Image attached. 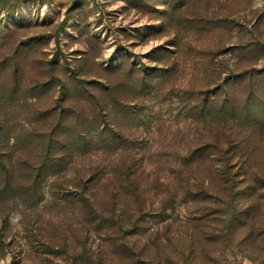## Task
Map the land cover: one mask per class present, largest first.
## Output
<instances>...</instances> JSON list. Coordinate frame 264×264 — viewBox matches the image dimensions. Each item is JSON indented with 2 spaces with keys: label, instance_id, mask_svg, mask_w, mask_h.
Listing matches in <instances>:
<instances>
[{
  "label": "rangeland",
  "instance_id": "374dc122",
  "mask_svg": "<svg viewBox=\"0 0 264 264\" xmlns=\"http://www.w3.org/2000/svg\"><path fill=\"white\" fill-rule=\"evenodd\" d=\"M0 264H264V0H0Z\"/></svg>",
  "mask_w": 264,
  "mask_h": 264
},
{
  "label": "trees",
  "instance_id": "16d2710c",
  "mask_svg": "<svg viewBox=\"0 0 264 264\" xmlns=\"http://www.w3.org/2000/svg\"><path fill=\"white\" fill-rule=\"evenodd\" d=\"M102 132L105 133V132H107V131H106V130H102ZM120 135H121V134H119V136H120ZM216 140H217V138H216ZM216 145H218L217 142H215V143H213V144H210L209 146H207V145H205V146L202 145L200 149H201V150H204V149H206V148H210V147H211V148H213L214 150H216V148L212 147V146H216ZM218 146H219V145H218ZM203 147H204V148H203ZM216 147H217V146H216ZM195 152H196V151H195ZM223 153L227 154L228 151L225 150V151H223ZM213 157H214V156H213ZM121 162L124 164V168H125L126 165H127V160L123 159ZM222 169H223V170L220 171V172H221V174H220V176H221L220 179H221V181H222V183H223L222 185H224L223 187H224V189H225V187H228V186H226V185L229 183L230 180H229L228 177H227V175H228V174H227V172H228L227 166H226L225 168L223 167ZM122 175L125 176V177H128V179H130V177H131V174H130L129 172H127V171H126V172H123ZM193 181H194V182H193L194 184L192 185V187L194 186V188H193L194 190H193V191H191L192 187H191L190 185L188 186V185H187V182H185V189H184V193L187 194V195H190V194L193 193V197H192V198L189 196L190 199H189L188 197H186L185 194H184V199H188V200H190V201H192V202L198 199V198H197V196H198V192H195V190H196V182H195V181H196V180L193 179ZM197 185H198V184H197ZM209 188H210V187H206V189L204 188L202 191H205V192H206L207 190H209ZM133 190L136 191V192H138V190L140 191V185H139V186L137 185L136 187H134ZM182 191H183V189L181 190V193H183ZM182 201H183V198H182ZM208 201H209V200H208ZM91 204H92V206L94 207L93 203H91ZM126 234H127V233H126ZM189 234H191V235L193 236V235H194V230H190Z\"/></svg>",
  "mask_w": 264,
  "mask_h": 264
}]
</instances>
